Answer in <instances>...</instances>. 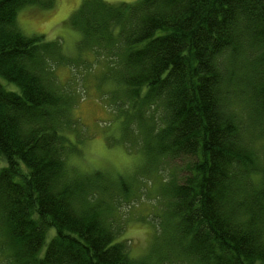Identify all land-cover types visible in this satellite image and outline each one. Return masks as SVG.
Instances as JSON below:
<instances>
[{
  "label": "trees",
  "instance_id": "obj_1",
  "mask_svg": "<svg viewBox=\"0 0 264 264\" xmlns=\"http://www.w3.org/2000/svg\"><path fill=\"white\" fill-rule=\"evenodd\" d=\"M51 2L0 0V77L20 89L0 82V264H139L116 242L97 174H69L78 146L64 133L81 125L55 75L71 63L61 41L17 25L21 8ZM72 21L117 72V116L132 111L122 128L153 141L160 161L186 162L171 181L180 252L264 264V0H89Z\"/></svg>",
  "mask_w": 264,
  "mask_h": 264
},
{
  "label": "rangeland",
  "instance_id": "obj_2",
  "mask_svg": "<svg viewBox=\"0 0 264 264\" xmlns=\"http://www.w3.org/2000/svg\"><path fill=\"white\" fill-rule=\"evenodd\" d=\"M85 1L89 0H52L50 7L26 6L17 15V25L25 37H44L46 42L60 40L61 50L71 62L59 64L55 71L60 86L74 96L76 104L71 113L81 125L78 132L64 133L78 146L76 154L67 160L69 174H97L96 184L112 195L102 193L100 198L101 203H110L104 216L120 231L116 242H127L133 260L139 264H200L180 252L179 218L171 213V181L183 182L186 162L167 157L160 161L159 155L151 151L156 147L153 141L143 135L137 138L126 131V125L122 128L121 121L129 118L132 111L117 116L119 103L115 98L125 95L123 91L114 93L119 87H114L111 78L118 77L117 72L107 74L106 60L87 49L84 40L82 44V32L72 26L73 16ZM102 1L118 5L138 0ZM0 82L8 91L20 92L1 77ZM5 166L1 158L0 168ZM55 233L54 229L49 231L40 257L45 255Z\"/></svg>",
  "mask_w": 264,
  "mask_h": 264
}]
</instances>
